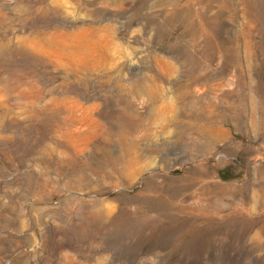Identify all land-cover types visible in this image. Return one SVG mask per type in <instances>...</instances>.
I'll return each mask as SVG.
<instances>
[{"label": "rangeland", "instance_id": "374dc122", "mask_svg": "<svg viewBox=\"0 0 264 264\" xmlns=\"http://www.w3.org/2000/svg\"><path fill=\"white\" fill-rule=\"evenodd\" d=\"M0 264H264V0H0Z\"/></svg>", "mask_w": 264, "mask_h": 264}]
</instances>
